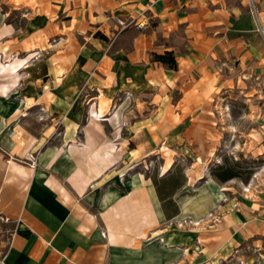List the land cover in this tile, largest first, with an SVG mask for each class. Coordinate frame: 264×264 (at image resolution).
<instances>
[{"label": "crops", "instance_id": "crops-1", "mask_svg": "<svg viewBox=\"0 0 264 264\" xmlns=\"http://www.w3.org/2000/svg\"><path fill=\"white\" fill-rule=\"evenodd\" d=\"M241 83L264 156V0H0L7 262L264 264V186L228 195L191 160L165 194L175 160L138 167L177 146L209 162L213 101Z\"/></svg>", "mask_w": 264, "mask_h": 264}, {"label": "rangeland", "instance_id": "rangeland-1", "mask_svg": "<svg viewBox=\"0 0 264 264\" xmlns=\"http://www.w3.org/2000/svg\"><path fill=\"white\" fill-rule=\"evenodd\" d=\"M252 87L253 84L241 83L240 87L226 92L223 98L218 97L213 101V106L216 105L214 109H216L219 130L213 138H220H218L219 146L216 156L210 157L209 162L201 161L197 157H193L194 159L185 157L182 146H177L174 147L175 151L163 148L158 154L146 158L138 167L156 176L161 164L168 159H174L175 164L170 173L160 180V187L165 194L184 181L183 171L191 160H196V168L204 165L203 163H208L216 173L234 174L231 178L224 180L223 187L226 189L223 192L226 194L230 195L233 192L255 194L260 187L264 186V156L257 154V150L253 149V142H250V138L255 133L251 131L255 119L253 105L258 101H255L251 95ZM212 117L214 120L213 115ZM256 138L258 139L259 136L257 135ZM170 165L171 161L165 169ZM209 212L215 213L214 209Z\"/></svg>", "mask_w": 264, "mask_h": 264}, {"label": "built area", "instance_id": "built-area-1", "mask_svg": "<svg viewBox=\"0 0 264 264\" xmlns=\"http://www.w3.org/2000/svg\"><path fill=\"white\" fill-rule=\"evenodd\" d=\"M119 23H123L120 19H118ZM137 28H142L146 25L145 22H135L134 23ZM214 212H209L207 216V225L215 223L219 219V215H214ZM10 218L0 210V264H9L7 262V255L9 249L12 246L13 238L16 232V226H10ZM194 223H199V221H195Z\"/></svg>", "mask_w": 264, "mask_h": 264}, {"label": "trees", "instance_id": "trees-1", "mask_svg": "<svg viewBox=\"0 0 264 264\" xmlns=\"http://www.w3.org/2000/svg\"><path fill=\"white\" fill-rule=\"evenodd\" d=\"M153 57L156 60H159L163 62L165 65H167L170 68H176L177 62L175 60L174 54L171 51H167L164 54H154ZM214 174L220 179V180H227L234 176L232 173H216Z\"/></svg>", "mask_w": 264, "mask_h": 264}]
</instances>
